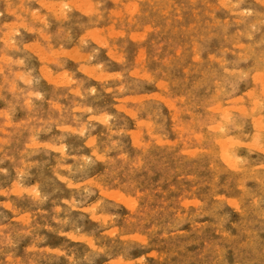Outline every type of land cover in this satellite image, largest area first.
Wrapping results in <instances>:
<instances>
[{"label":"clouds","instance_id":"9594fccd","mask_svg":"<svg viewBox=\"0 0 264 264\" xmlns=\"http://www.w3.org/2000/svg\"><path fill=\"white\" fill-rule=\"evenodd\" d=\"M0 264H264V0H0Z\"/></svg>","mask_w":264,"mask_h":264}]
</instances>
